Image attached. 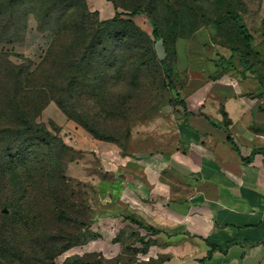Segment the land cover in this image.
<instances>
[{
  "label": "rangeland",
  "instance_id": "obj_1",
  "mask_svg": "<svg viewBox=\"0 0 264 264\" xmlns=\"http://www.w3.org/2000/svg\"><path fill=\"white\" fill-rule=\"evenodd\" d=\"M136 6L142 13L127 16ZM226 12L251 13L259 25L264 0H0V264L132 263L141 245L123 241L116 254L98 240L91 185L67 168L79 154L66 125L125 150L131 121L119 115L174 102L155 41L163 38L179 77L185 67L210 71L240 45ZM250 32L264 57V37ZM134 51L146 65L156 60L155 72Z\"/></svg>",
  "mask_w": 264,
  "mask_h": 264
},
{
  "label": "crops",
  "instance_id": "obj_2",
  "mask_svg": "<svg viewBox=\"0 0 264 264\" xmlns=\"http://www.w3.org/2000/svg\"><path fill=\"white\" fill-rule=\"evenodd\" d=\"M238 14L263 59L250 31L264 37V18ZM230 56L183 77L172 67L184 106L132 121L125 150L63 127L79 154L69 175L91 185L98 240L116 254L123 241L141 245L131 264H264V59L234 70Z\"/></svg>",
  "mask_w": 264,
  "mask_h": 264
},
{
  "label": "trees",
  "instance_id": "obj_3",
  "mask_svg": "<svg viewBox=\"0 0 264 264\" xmlns=\"http://www.w3.org/2000/svg\"><path fill=\"white\" fill-rule=\"evenodd\" d=\"M142 11H141V8L136 6L135 8L131 9L130 12H128L126 15L127 16H130V17H134V16H137L139 14H141ZM226 17L231 19L232 22L235 24L236 26V30H237V33L239 35V43L240 45H232L230 47V51H231V56L230 58L227 60V63L231 66V67H235L233 61L235 60V57L238 58V61L246 66L248 65L247 63V59L248 57L250 56V53L252 51V48H251V44L253 42V36L249 33L248 29L246 28V26L242 23V19L240 17V15L238 13H235V12H226ZM114 21H111V23H113ZM152 23H153V34H155V36L157 37V30H156V24H155V21L152 20ZM262 25L264 27V19L262 20ZM160 38V37H159ZM163 44H164V40H163ZM165 52H166V49H165ZM133 55H135V61L139 62L138 64L140 66H143L145 67V69H149L150 72H155L154 70V65L156 66V63L157 61L155 60L153 63H148L147 62V65H146V61H144V54L140 53V52H136L134 51L133 52ZM167 55V53H166ZM157 57V56H156ZM158 60V59H157ZM169 60V55H167L163 60H158L159 61V64L160 66L162 67V69L164 70V74L166 76V78L168 77V82L169 84H172V89H173V93H175V98H174V102H176L177 104H180L182 106H184L183 102L182 101H178L177 100V96H178V93L176 91V87H175V84L172 83V66L170 64H167ZM245 68V67H244ZM173 102V103H174ZM143 108V107H142ZM141 108V109H142ZM145 111V109L143 110H140V109H135V110H132V111H126L124 113H122L121 115H119V119L123 121H126V122H129V121H134L135 119L137 118H140V117H144L142 116L143 115V112ZM24 115V113H23ZM149 115V114H148ZM86 123H84V126ZM131 124V123H130ZM87 127V126H86ZM27 128V127H26ZM91 127L89 129L88 127V130L91 131ZM27 131L30 130V125L28 126V128L26 129ZM25 130V131H26ZM94 130L95 133H97L98 131L96 129H92ZM23 130H20L17 134L21 135L23 134ZM25 134V133H24ZM93 137H95L93 135ZM97 138V137H96ZM69 150H71V148H67ZM142 243V242H141ZM143 244V243H142ZM1 245V244H0ZM1 247V246H0ZM143 247V246H142ZM2 248V247H1ZM1 249H0V253H1ZM1 255H0V259H1Z\"/></svg>",
  "mask_w": 264,
  "mask_h": 264
},
{
  "label": "water",
  "instance_id": "obj_4",
  "mask_svg": "<svg viewBox=\"0 0 264 264\" xmlns=\"http://www.w3.org/2000/svg\"><path fill=\"white\" fill-rule=\"evenodd\" d=\"M154 50H155L158 60H163L166 57L165 47L163 44V38L160 37L155 41ZM4 212H7V210L4 209Z\"/></svg>",
  "mask_w": 264,
  "mask_h": 264
}]
</instances>
